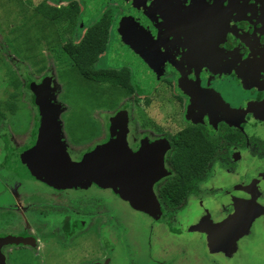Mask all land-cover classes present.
I'll return each instance as SVG.
<instances>
[{"label": "flooded vegetation", "instance_id": "flooded-vegetation-1", "mask_svg": "<svg viewBox=\"0 0 264 264\" xmlns=\"http://www.w3.org/2000/svg\"><path fill=\"white\" fill-rule=\"evenodd\" d=\"M107 1H109V4L103 5L99 11H102L103 14L108 11L107 7L109 11L115 9V13H119V16L115 17L118 32L115 36L116 44L108 57V62L112 65V68L102 69L100 67V61L108 53L107 50L96 63V69L114 71L127 69L129 71L133 90L131 94H121V98L130 96V102L134 104L135 110L139 111L140 115H146L149 121L147 125L156 120L150 119V115L148 114L149 107L153 106L154 102L147 106L142 104L133 82L138 86L137 90H139L140 94V86L143 89L145 88V90L150 89L153 92L157 88L158 94H153L154 99H157V97L160 99L162 92L168 90L169 95L177 100L178 103L181 102L182 107L186 110L184 114L188 116L187 120L184 119L186 122H178L184 125L181 131L187 130L193 135L199 134L200 140L202 139L198 142L200 144L199 152L202 153L204 151L211 155L209 159L207 158L209 160L208 170L203 175L201 184L212 185L211 190H213V187H217L214 186V181H216L218 174L237 176L244 171V173H241L242 178L244 180L248 178V173L244 168L251 163L258 165L264 160V109L261 108V123L257 121L256 123L254 121L251 122V119H248L249 117H245L246 112H236L235 107L217 95L211 85V78L218 72L234 78L235 81L239 77L237 82L238 91L245 92L247 88L251 87L247 79L249 76L247 67L254 65L256 72L253 75L255 78L251 79L253 84L251 89L257 92L253 97V102H258L256 105L260 106L259 96H261V102L264 100V0H248L247 2L245 1L244 6L242 2H239L240 0H237L235 3L231 2V0H224L223 3H220V0H180L190 1L191 5L188 6L185 3L183 5L184 8L180 7L182 5L178 1L165 0L166 2H172L169 7L160 11L162 23L164 24L163 32H160L161 37H154L152 34L153 30L145 33V30L139 27L141 31L132 32L131 40L128 36V40H124L123 43L119 34V21L125 19L120 14H122V8L126 9L127 6L121 0ZM158 1L151 0L155 5L158 4ZM52 2L60 8L69 4L71 0H53ZM88 3L89 0H81V4L85 7L84 10L88 8ZM111 5H113L112 8ZM99 19L95 18L97 21ZM168 19L170 22H168ZM225 23L226 25L223 27ZM85 25L86 23H83V19L81 18L78 22L76 33L73 36L78 40L76 41L73 38L74 43H78L87 31L88 28L83 31ZM224 28L227 31L225 36L231 38L232 44L228 47H223L222 44L212 45L213 37H217V34ZM80 30L82 31L80 32ZM55 37L57 38V36ZM110 37H112V33ZM123 44L125 47H123ZM236 52H238V55H236ZM115 56L118 57V61L113 60ZM230 56L233 58L232 60H241L239 64L240 69L237 71H232L229 60H226ZM127 62H133L139 67V74L135 78H133L134 70L126 66ZM53 66L55 70L58 68L56 64ZM257 69H259V72ZM156 70H159V72H156ZM52 72L54 73V71ZM56 77L58 79L57 75ZM100 79L103 78H98L96 84L104 89L114 88L118 84L117 79H112L116 81L114 86L103 85L99 82ZM103 97L101 99L106 98ZM121 98L115 111L98 110L111 114L109 120H107V124L105 121L101 122L102 125L95 122L91 113V123H89V126L92 124V130L94 131L88 133V135L82 134L81 141H76V137L73 134L69 135V140H66L64 131L62 130L63 123L57 117L59 119L62 143L72 161L81 162L85 154L81 158H74L70 154L69 147L66 146L65 142L69 141L73 147H79L85 142L96 143L95 148L97 149L116 138V135L120 132L119 125L115 127L112 121L121 113H125L128 131L126 141L134 153L139 152L145 143L154 144L160 141H167L169 149L164 156V166L169 176L156 183V185L161 184L171 176V170L174 168L171 159L175 153L173 147H171V143L172 137L177 133L169 134L162 124L159 122L155 124L153 121L152 125L155 126L156 131H149L146 126L143 129H147V136L145 135L144 138L138 137L142 128L138 127V120L130 108L126 106L120 108V105H123ZM67 102L70 101L67 100ZM214 110H218L219 114H226V122H219L215 130L212 128V124L215 123L212 122L210 124L209 121V119L219 121L215 113L212 112ZM257 111L255 110V115ZM254 125H257V127L261 125V139L254 138L250 144L251 138L247 137L250 134L244 129V126L250 127ZM157 132H162V137L157 138L158 134H155ZM106 134L109 137L108 142L98 145V139H104ZM180 141L185 145L187 140ZM221 163L226 164L230 170L226 169L225 171ZM237 167L241 170L235 174L234 170ZM208 174L211 175L208 176ZM262 182L257 185V188L264 191V184ZM45 183L47 184L48 182L46 181ZM89 183L87 181L85 186L80 188L54 186L50 188L54 193L48 194L47 192H43V198L41 199L29 195L25 200L28 203H24V208H20L16 203H12L11 201L15 199V195L9 194L8 190H5L3 196L7 198L3 200L7 202L4 204L7 206L4 208H2L4 205L0 206L2 208L0 211L8 210L6 213L2 212L0 214V228H8V225L14 224L18 228V231H9L8 233L10 234L0 237V240L10 237L21 239L20 243L8 244L1 249L5 264H118L116 259H119L121 256L125 260L124 264H138L121 253L109 258L105 257V252L108 248L113 246L120 247L121 244L124 245L125 249L133 248L135 250L139 255L135 259L141 260L139 264H146L145 260L149 264H165L164 258H154L151 238H148V235L145 236L133 224L130 225L133 230L130 232L129 243L114 240L115 232L106 229V226H104L107 211L102 206L103 202L95 193H91L89 190L99 189V187L96 185L91 186ZM235 184L238 185V189L233 191L234 194L231 199L232 201L236 200V205L229 200L231 192L227 190V201L233 207V213L228 214L224 219L232 217L235 214L247 216L259 208L261 201L264 203V194L262 193L261 197H259L255 190L257 188H253V183L247 184V182L245 183L244 181L243 183L241 181ZM155 186L154 193L159 200L158 191ZM226 186L220 185L217 188L220 190L222 188L228 189ZM217 188H214V190L217 191ZM198 189L199 193L196 196H190L188 199L194 198L198 202L204 200L198 199L201 185ZM20 196L25 197L26 193H21ZM96 196L97 200L95 199ZM118 196L121 201L120 203L126 206L123 208L125 212L135 210L136 213L140 212L147 216L150 215L141 209H135L129 203L125 204V198L121 194H118ZM222 199L224 198L222 197ZM255 199L258 204L255 202ZM160 208L163 207L160 205ZM202 217H204L202 222L204 224L205 213ZM253 217L250 215L248 219L253 222L255 220H253ZM4 219V226H2L1 223ZM240 219L241 223L237 227L241 230L236 231V233L233 232L234 235H232L231 240L222 241L229 250L232 248L235 235L248 226H246L247 217ZM32 221L37 224L33 226V229L30 228L32 226L30 222ZM34 227L36 228L34 229ZM205 228L210 229L211 227L208 225ZM226 239H230L229 235ZM163 249L164 247L161 249L162 254L166 256L167 254Z\"/></svg>", "mask_w": 264, "mask_h": 264}, {"label": "rangeland", "instance_id": "rangeland-1", "mask_svg": "<svg viewBox=\"0 0 264 264\" xmlns=\"http://www.w3.org/2000/svg\"><path fill=\"white\" fill-rule=\"evenodd\" d=\"M75 1H78L83 9L85 8L81 4V0ZM175 1L180 2V4L182 5L180 7H183L185 3L188 6L191 5V0ZM236 1L237 0H231V2L233 3H235ZM245 1L247 2L248 0H240L239 2H242L244 6ZM23 2L24 5L28 8V13L24 19L20 18V22L26 23V26L24 25L19 32L11 36L7 31H5L6 26L10 25L11 21L18 19V10H8L0 6V49L2 50L0 54V101H4L5 99H7L9 93L13 90V81H16L19 86V98L16 102L17 110L14 116H10L6 132L10 140V142L8 143L11 147V150L20 157L30 148H32L38 140L39 115L35 110L32 93L27 89L28 84L26 80L29 75H32V77L36 78V80L39 78L34 75V69L28 67V65L23 60L19 59L15 52L16 50H20V52L22 53L23 50H27L30 48H33L34 50L35 48L41 49V45H36L35 41L36 38L40 36L41 32L39 31L38 27L33 24L37 20H35L34 18L29 19L34 13V9L39 3V0H23ZM108 2L109 1H106L105 3L109 4ZM121 2L125 3V6H127L126 9L122 8V14H120V16L125 19L119 21V34L120 38H122V43L124 40H128V36L131 40L132 32L141 31L139 30V27L143 28V30H145V33L151 32L153 30L152 34L154 37H161L160 32H163L164 24L162 23L160 11H163L166 7H169L172 1L166 2L165 0H159L157 5L151 2V0H121ZM219 2L223 3L224 0H220ZM112 7L113 5H111V8ZM106 9L109 11L107 7ZM85 10L87 11L88 8H86ZM115 12V9H112V13L116 16ZM101 15L102 11H99L98 14H96L92 19H87L83 31L91 25L95 24V22L97 21L95 20V18H100ZM27 22L30 23L27 24ZM168 22H170L169 19ZM21 23L19 24L20 26L23 25ZM225 25L226 23L223 27H225ZM117 26L118 25L116 23L111 29L112 37H110L111 43L108 48V53H106L100 61V67L102 69L112 68V65H110L108 62V57L109 54L113 51V48L116 44L115 36L118 32ZM226 33L227 31L224 28L219 34H217V37H213L212 45L222 44L223 47H228L230 44H232L231 38L225 36ZM7 39L14 40V47H9ZM49 39L53 41L55 40V38L51 37ZM74 39L76 41L78 40L77 38ZM123 47H125L124 44ZM27 53L29 52L25 51V54ZM236 55H238V52H236ZM232 59L233 58L230 56L226 60H229L231 70L237 71L238 69H240L239 64L241 63V60ZM126 66L134 70L133 78H135L139 74V67H137L135 63L127 62ZM247 68L249 74L247 79L249 81V85L252 87L253 84L251 82V79L255 78V76H253L256 72L255 67L254 65H251ZM55 71L52 74L54 79L52 81V85L55 89V92L52 95L51 100L62 107L61 111L58 114V117L63 123L62 130L64 131L65 139L69 140L68 137L71 134H73L75 137H81L83 132V124L85 123V115L87 116V114L85 113V115H83L81 113L82 108H76V106H81L80 100L82 97L80 96L82 94L88 95L89 93L93 92V90L99 92L100 89L92 85L85 88L87 85L84 87V84L81 82L82 80L78 79L79 75L76 74L73 75L74 81L71 82L72 88L69 90L61 89L63 88V85L60 82L61 79H59V77L57 79V74ZM257 71L259 72V69H257ZM156 72H159V70H156ZM102 78L103 79H100L99 82L103 85L114 86L116 82L110 78ZM211 80V85L213 86V89L217 93V95L224 101L229 103L231 106L235 107L236 109H234L236 110V112H246L245 117H249L248 119H251V122L254 121L256 123L257 121L261 123V108L264 109V100L261 102V96H259V107L256 105L258 104V102H253V97L257 94L256 90H253L251 89V87H249L250 89L247 88V91L245 92H242L240 90L238 91L237 82L239 80V77L237 78V81H235L234 78H231L230 76L224 75L219 72L215 73ZM133 84L136 88V93L139 95V99H141L140 102L142 104L147 106L148 104L154 102V105L150 106L151 108L149 107L148 114L150 115V119H156L153 120L154 123L156 124L159 122L160 124H162L164 129L169 134L179 133L184 125L178 122H186V120L188 119V116L184 114L186 110L184 107H182L181 102L178 103L177 100L169 95L168 90H164L162 92V94L160 95V99L158 97L157 99H154L153 94H158L157 88H155L153 92L150 89L145 90V88L143 89L141 88L142 86H140V94L139 90H137L138 86L134 82ZM82 87H84V89H79ZM77 95L80 96L77 97ZM65 96H68L69 99L67 100L73 103L72 113H70V105L63 100ZM129 98L130 96L121 98V103L123 105H120V108L126 106L131 109L132 113H134L135 115V118L138 120V127L140 126L142 128L140 129L141 133H136L138 134V137L144 138L145 135L147 136V129L149 131H156L155 126L152 125L153 121L151 122V124L147 125L149 121L147 120L146 115H140V112L135 110V106L130 102L131 100ZM97 100H101V97L94 100L93 103H95L96 105ZM102 100L104 101V99ZM162 101H164L165 103ZM91 110L92 107H87L86 112H91ZM255 110H258L256 115ZM103 112L104 111L101 112L98 110L92 112V116L95 122L101 124V122L105 121L106 124L108 123L107 120H109L111 114ZM212 112L215 113V116H217V119L219 120L217 122V120L212 121L211 119H209L210 124L212 122L215 123L212 124L213 130H215L219 122H226V114H219L218 110H214ZM100 113L103 115H101ZM146 126L147 129H143ZM244 129H246L250 134V136L247 135L248 138H251H249L250 144L254 138L261 139V125L259 127H257V125L250 127L244 126ZM161 133L162 132L155 133L158 134L157 138L162 137ZM2 134L3 133L0 132L1 207L2 205L7 203L3 200L7 198L3 196L5 190H8L9 194L11 193L15 195V199L11 201L12 203H16L20 208H24L25 204L28 203V201L25 200L29 195H32V197L34 198L41 199L43 198V192H47L48 194L54 193L50 189L51 187H64L61 185H56L54 184V182L44 177L30 175L23 170L22 166H18V164L14 163L7 154V151L4 149V142L1 139ZM107 134L104 139H98V145H102L108 142L109 137ZM65 144L67 147H69L70 154H72V156L76 159L81 158L84 154H89L93 152L94 149H96V143L85 142L79 147H73L72 145H70L69 141H66ZM221 166L225 171L226 169L230 170L226 166V164L221 163ZM240 170L237 167L234 170L235 174L239 173ZM244 170L248 173V178H245V180L241 176V173H244V171L237 176H228L222 174L217 175L216 181H214V186L219 187L220 185H227L226 187L228 189L222 188V190H220L217 187H213V190H211L212 185L207 186L201 184L200 196L198 197L199 200L204 199L201 202L194 200V198H190L185 201L181 208L173 212H170L164 208H160L159 205L158 211L154 212V215L149 213V216L141 214L140 212L136 213L135 210L131 212H125L123 208H125L126 206L120 203L121 201L118 196V194L120 193L117 190L102 188L91 182L89 183L91 186L96 185L100 190H89L91 193H95L103 202L102 206H104L105 210L107 211L104 226H106V229L115 232L114 240L128 242L130 240V232L133 230L130 225L133 224V226L135 228L138 227V229L145 236L148 235V238H151L150 240L152 242L151 245L155 256L154 258H164L165 264H264V203L261 201L259 203V208L256 211L254 210L253 213H250L247 216H240L235 214L232 217H227L226 219H224L228 214L233 213V207H231V205L227 201L228 191L231 192V194L229 195V200H231V202L236 205V200L232 201L231 199L234 194L233 191H236L238 189V185H236L235 183H240L241 181H243L244 183L245 181V183L247 182V184L253 183V188H257V185L264 180V160L258 165L251 163L250 165L246 166ZM210 175L211 174H208V176ZM46 181L49 184H46ZM262 184H264V181L262 182ZM83 186H85V184ZM83 186L81 185L79 187L68 188H80ZM214 188H217L218 190L216 191L214 190ZM255 190L257 191L256 194H258L259 197H261L262 193L264 194V191L260 190V188H257ZM21 193H26V196L21 197ZM97 196L95 197L96 200ZM222 197L224 199H222ZM125 202V204H131L135 209H141L135 207L134 204L126 199ZM5 206L7 205H4L2 208H4ZM2 208L0 209L2 210ZM7 210L8 209H6L5 211H0V214L2 212L6 213ZM204 213L206 215V218L204 220V224H202L204 218L202 216L204 215ZM250 215L254 216L253 220H255L250 223V225L246 229L240 231L239 234H236L237 236L235 235L231 250H229V248L224 244L218 242V238H223L224 236L227 237L228 235L232 236L234 235L233 232L236 233V231L241 230L237 227L238 224L241 223L240 218H249ZM4 222L5 219L1 223L2 226H4ZM30 223V225L32 226L29 227L32 229L33 226L37 225L33 221ZM208 225L211 227L210 229L205 228V226ZM8 226V228H0V237L10 234L8 233L9 231H18L16 225L11 224ZM35 228L36 227H34V229ZM123 246L124 245L121 244L120 247L113 246L108 248L105 252V257L109 258L110 256L121 253L125 255L126 258H129L131 259V261L139 264V261L141 260L135 259L139 256L135 252V250L133 248L125 249ZM163 247L164 252L167 254L166 256L162 254L161 249ZM116 260L118 264H124L125 261L123 256ZM145 263L149 264L146 260Z\"/></svg>", "mask_w": 264, "mask_h": 264}, {"label": "trees", "instance_id": "trees-1", "mask_svg": "<svg viewBox=\"0 0 264 264\" xmlns=\"http://www.w3.org/2000/svg\"><path fill=\"white\" fill-rule=\"evenodd\" d=\"M52 1L39 0V3L34 9V13L29 18L37 20L33 24L41 32L35 41L36 45H41V49L35 48L34 50L30 48L23 50L22 53L20 50H16L15 53L28 67L34 69V75L39 78L36 80L32 75H29L26 80L28 84L27 89L32 93L37 113L38 108L35 104V95L32 92V86L40 84L45 78L52 79V71H55L53 65L55 64L58 67L56 74L61 79L60 82L63 85L61 89L69 90L72 88L71 82L74 81V74L79 75L78 79L82 80L81 82L84 84V87L87 85L85 88L92 85L100 89L99 92L93 90L88 95H77V97L80 96L82 98L80 100L81 106L77 105L76 108H82L81 113L83 115L85 113L87 114V116L85 115L82 134L88 135V133L94 131L92 130V124L89 126V123H91V113L99 109L107 112L115 111L121 96L131 94L133 90L127 69L114 71L99 70L95 67L100 57L107 52L110 46L111 29L115 24V17L119 16V13H115L116 16L112 11L103 13L95 24L88 27L79 42L74 43L73 36L76 33L79 20L82 18L84 23L87 19H92L98 14L101 7L106 4L105 2L107 0H89L87 11L75 0H71L69 4L60 8L55 6ZM0 6L8 10H18V19L11 21V24L6 26L5 31L10 36L19 32L24 25L26 26V23L20 22V18L24 19L28 13V8L24 5L23 0H0ZM20 23L23 25L20 26ZM29 23L27 22V24ZM50 37L55 38V40L49 39ZM7 43L9 47H14L15 45L13 39H7ZM1 51L0 49V54ZM25 51L29 53L25 54ZM113 60L118 61L119 59L115 56ZM100 77L117 79L118 84L114 88L104 89L96 84ZM84 87L79 89H84ZM12 89L7 99L0 101V132L3 133L1 139L4 142V149L7 151L10 159L18 164V166H22L20 156H17L9 146L8 142L10 140L6 132L10 116H14L17 110L16 102L19 98V86L16 81H13ZM100 97L105 98L104 101L102 99L97 100V105L93 103L94 100ZM64 98L65 102L69 99L68 96ZM67 103L70 105V111L72 112L73 103ZM87 107H92L91 112H86ZM199 136V134L193 135L191 132L184 130L172 137L171 147H173L175 154L171 161L174 168L171 170V176L169 178L155 186L159 195L158 204L170 212L178 210L190 196H196L199 193L198 188L202 183L203 175L208 170V159L211 155L208 152H199L200 144L198 142L202 140H200ZM81 139L82 135L81 137L75 138L76 141H81ZM179 140L187 141L183 145Z\"/></svg>", "mask_w": 264, "mask_h": 264}, {"label": "water", "instance_id": "water-1", "mask_svg": "<svg viewBox=\"0 0 264 264\" xmlns=\"http://www.w3.org/2000/svg\"><path fill=\"white\" fill-rule=\"evenodd\" d=\"M32 92L38 108L39 128L37 143L20 157L26 173L66 187L83 186L89 180L102 188L117 190L143 211L152 215L158 211L154 186L169 176L164 166V156L169 149L167 141L145 143L139 152L134 153L126 141V117L121 113L112 121L115 127L119 125L116 138L85 155L81 162H74L61 140L57 118L61 106L51 100L55 92L52 79L45 78L40 84L33 85ZM250 223L249 219L246 226ZM229 238L220 237L218 241H229L232 236ZM20 241L11 237L0 240V264H5L1 249Z\"/></svg>", "mask_w": 264, "mask_h": 264}, {"label": "clouds", "instance_id": "clouds-1", "mask_svg": "<svg viewBox=\"0 0 264 264\" xmlns=\"http://www.w3.org/2000/svg\"><path fill=\"white\" fill-rule=\"evenodd\" d=\"M61 109H62V107H61Z\"/></svg>", "mask_w": 264, "mask_h": 264}]
</instances>
